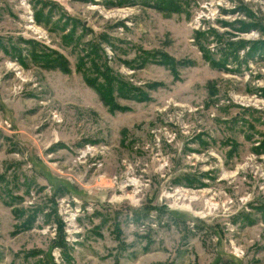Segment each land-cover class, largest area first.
I'll return each mask as SVG.
<instances>
[{
  "label": "rangeland",
  "instance_id": "rangeland-1",
  "mask_svg": "<svg viewBox=\"0 0 264 264\" xmlns=\"http://www.w3.org/2000/svg\"><path fill=\"white\" fill-rule=\"evenodd\" d=\"M0 264H264V0H0Z\"/></svg>",
  "mask_w": 264,
  "mask_h": 264
},
{
  "label": "trees",
  "instance_id": "trees-1",
  "mask_svg": "<svg viewBox=\"0 0 264 264\" xmlns=\"http://www.w3.org/2000/svg\"><path fill=\"white\" fill-rule=\"evenodd\" d=\"M56 67H63V69L65 68V66H63V62H60V60H55V64ZM85 77V76H84ZM86 79V77H85ZM87 80V79H86ZM99 91L100 96L102 97V99L106 102H108V98L107 96L104 94V92H102L100 89H97Z\"/></svg>",
  "mask_w": 264,
  "mask_h": 264
}]
</instances>
